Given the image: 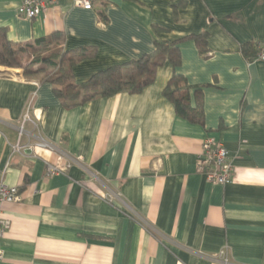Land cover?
Wrapping results in <instances>:
<instances>
[{"label":"crops","instance_id":"0c3cea01","mask_svg":"<svg viewBox=\"0 0 264 264\" xmlns=\"http://www.w3.org/2000/svg\"><path fill=\"white\" fill-rule=\"evenodd\" d=\"M21 1L0 0V27L18 45L59 32L66 50L94 51L78 84L156 41L177 43L180 64L140 94L70 110L50 84L0 67V181L22 194L0 211V264H264V62L244 53L264 43V0H64L34 20L18 16ZM174 75L202 123L164 96ZM207 137L230 153L225 187L199 172ZM49 166L61 171L47 177Z\"/></svg>","mask_w":264,"mask_h":264},{"label":"trees","instance_id":"16d2710c","mask_svg":"<svg viewBox=\"0 0 264 264\" xmlns=\"http://www.w3.org/2000/svg\"><path fill=\"white\" fill-rule=\"evenodd\" d=\"M201 51L206 48V37H193ZM65 35L59 32L39 39L34 43L18 45L8 38L5 28L0 27V67L22 71L24 78L35 79L38 83H48L65 109L81 107L97 98H109L127 92L140 94L154 83L157 70L166 61L173 66L180 64V50L177 43L155 42L153 53L144 55L137 61L114 65L93 75L86 83L78 84L74 76L76 65L94 56V51L80 48L65 49ZM259 44L244 46V53L251 61L256 58ZM190 86L181 76L174 75L164 96L173 103L178 116L192 122L202 123L201 102L192 106Z\"/></svg>","mask_w":264,"mask_h":264},{"label":"built area","instance_id":"2783aa9c","mask_svg":"<svg viewBox=\"0 0 264 264\" xmlns=\"http://www.w3.org/2000/svg\"><path fill=\"white\" fill-rule=\"evenodd\" d=\"M64 0H22L18 7V16L28 20H34L47 13L51 8L57 7ZM73 5L84 9L92 10L94 0H71ZM259 53L255 60L264 62V43L259 44ZM37 146L48 148L46 142L38 143ZM201 154L198 159L199 172L204 175L209 183L227 186L233 180V164L230 153L225 145L214 138L207 137L201 145ZM61 170L52 166L48 167L47 177L59 173ZM22 198L20 188L7 185L0 181V211L6 204L18 203ZM9 228L8 222H0V238ZM4 261V252L0 246V263ZM228 264V260H224Z\"/></svg>","mask_w":264,"mask_h":264},{"label":"rangeland","instance_id":"374dc122","mask_svg":"<svg viewBox=\"0 0 264 264\" xmlns=\"http://www.w3.org/2000/svg\"><path fill=\"white\" fill-rule=\"evenodd\" d=\"M21 71V70H20ZM22 72V71H21Z\"/></svg>","mask_w":264,"mask_h":264}]
</instances>
